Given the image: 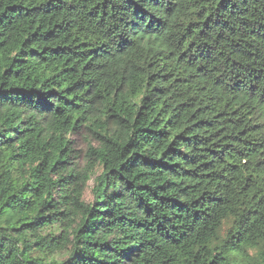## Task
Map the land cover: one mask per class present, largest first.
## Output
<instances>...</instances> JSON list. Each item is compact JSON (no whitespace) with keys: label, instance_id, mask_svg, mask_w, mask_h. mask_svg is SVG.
<instances>
[{"label":"trees","instance_id":"1","mask_svg":"<svg viewBox=\"0 0 264 264\" xmlns=\"http://www.w3.org/2000/svg\"><path fill=\"white\" fill-rule=\"evenodd\" d=\"M0 264H264V0H0Z\"/></svg>","mask_w":264,"mask_h":264},{"label":"rangeland","instance_id":"2","mask_svg":"<svg viewBox=\"0 0 264 264\" xmlns=\"http://www.w3.org/2000/svg\"><path fill=\"white\" fill-rule=\"evenodd\" d=\"M76 142V149L81 152L82 155H84L85 151L87 150V144L85 143L84 140L81 138L76 137L75 138ZM94 186V183H90L86 193H85V200L88 202H91L93 200V194H92V188Z\"/></svg>","mask_w":264,"mask_h":264}]
</instances>
